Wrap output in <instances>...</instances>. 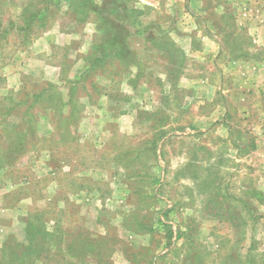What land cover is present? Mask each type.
<instances>
[{
    "label": "rangeland",
    "instance_id": "rangeland-1",
    "mask_svg": "<svg viewBox=\"0 0 264 264\" xmlns=\"http://www.w3.org/2000/svg\"><path fill=\"white\" fill-rule=\"evenodd\" d=\"M106 2L0 0V264H264V0Z\"/></svg>",
    "mask_w": 264,
    "mask_h": 264
},
{
    "label": "trees",
    "instance_id": "trees-1",
    "mask_svg": "<svg viewBox=\"0 0 264 264\" xmlns=\"http://www.w3.org/2000/svg\"><path fill=\"white\" fill-rule=\"evenodd\" d=\"M110 2L108 3V0H107L105 6L103 7L104 11L108 12L112 16L117 15L118 10L117 9L114 10V8H112V6L110 5ZM87 6H89V5H87ZM108 6H110V7L108 8ZM92 7H95V6L92 5ZM77 10L82 11L83 7H79V8H77ZM87 11H89V10L87 9ZM88 15H86L85 17H88ZM116 20H117L116 17L113 20H111L109 18H104L101 25H102V27H106V29H107L106 30L107 31V34H106L107 35V38H106L107 45L110 47V49L115 48L116 52H117L115 55L120 57V56L128 54L131 50L127 44V41H128L127 33L128 32H127V30H123L122 28H119L118 24H116V22H115ZM27 26H28V23H27ZM124 32L126 33V35L121 36V34H123ZM5 98H7V97H4L3 99H5ZM12 108H9L7 114H10Z\"/></svg>",
    "mask_w": 264,
    "mask_h": 264
}]
</instances>
